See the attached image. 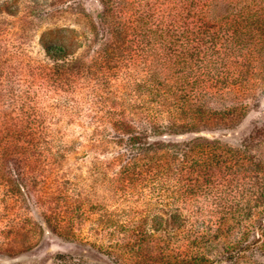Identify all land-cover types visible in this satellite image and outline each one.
I'll return each instance as SVG.
<instances>
[{
  "label": "rangeland",
  "instance_id": "1",
  "mask_svg": "<svg viewBox=\"0 0 264 264\" xmlns=\"http://www.w3.org/2000/svg\"><path fill=\"white\" fill-rule=\"evenodd\" d=\"M123 2L114 11L120 24L122 15L125 20L131 16V8L122 9ZM205 3L195 0L188 7L184 0H159L157 6L175 18L184 7L191 12L187 20L198 23L202 19L194 13L201 6L206 13ZM100 8L97 0H0V264H260L261 24L249 25L235 43L217 40L222 61L205 70L202 90L210 97L202 104L203 119L189 120V130L196 134L162 130L178 142L200 136L206 149L172 153L171 165L164 160L131 165L124 145L115 139L127 135L111 127V120L120 117L129 127L135 122L129 114L145 117L138 114L142 102L137 89L144 67L132 64L156 65L170 79L165 49L138 52L137 38H123L115 44L120 50L116 69L73 71L74 85L65 91L51 82L48 69L55 60L43 49L45 42L74 38L78 44L68 58L91 65L102 44L112 39L97 31ZM211 8V16H226L222 25L243 22L242 16L250 23L264 21V0H232L227 8ZM206 19L213 20L209 13ZM106 24L111 27L109 19ZM217 71L222 80H214ZM101 74L106 76L103 83L97 78ZM129 105L136 108L129 110ZM159 108L155 120L166 125L170 115ZM142 126L148 129L144 122ZM214 153L220 154L218 161ZM175 213L181 219L170 228ZM133 233L142 237L140 243ZM137 244L140 256L131 251Z\"/></svg>",
  "mask_w": 264,
  "mask_h": 264
},
{
  "label": "trees",
  "instance_id": "2",
  "mask_svg": "<svg viewBox=\"0 0 264 264\" xmlns=\"http://www.w3.org/2000/svg\"><path fill=\"white\" fill-rule=\"evenodd\" d=\"M97 1L101 8L96 13L97 21L95 25L98 26L96 27L97 31L102 30V34L112 38L110 44L104 42L99 51L91 58V65H87L85 62L77 60L76 57L74 59L68 58L74 54L75 46L78 44L74 38L65 37L66 39L59 42L43 43V49L46 54L55 60L51 64V69H48L51 82L59 87L60 90L65 91L74 85V77L76 75L73 74V71H80L79 73H81L82 69L86 68V73H88L89 67L90 71H93L96 70V66L116 69L119 65L117 59H115V55L119 56L120 50L115 44L123 38H137L136 49L138 52L154 54L156 47H163L161 49H165L164 55L168 59L170 79H166L165 76L162 77L156 65L153 66L147 63V65L143 66L144 64L141 61L132 64H139L141 69L144 67L143 76L140 78L137 89L138 98L142 102V105L139 106L138 114L142 113L145 117H141L140 115L135 116L133 113L129 114L130 122L135 121L134 125L129 124V127L127 124H123L124 121L120 117L114 118L113 121L111 120V127L117 128V132L127 135L126 137L118 135L115 139L121 145H124V150L129 155L127 159H132L130 160L131 165L137 163L145 165V160H148L150 163L155 161L159 163L161 160H164L165 164L171 165L172 153L186 148L190 151L200 149L199 152L202 153V149H206L204 148L206 142H203L205 143L204 145L200 141V136L178 142L170 140L168 137L171 135L167 132L163 133L162 130L186 129V132L183 133L196 134V131L189 130L193 127L191 121L197 117L198 119H203L201 115L203 112L202 104L210 97V94L202 90V82L206 75L205 70L209 66H212V68L219 66L222 61L218 57V53L221 50L220 48L218 49L217 40L219 38H228L231 44L235 43V39L241 38L240 35L249 31V25L253 23L257 28L262 26L260 32L263 34L264 21L260 20L259 22L258 19L260 18H256V23H250L249 17L242 16L243 22L236 20L235 25L225 23L222 25L220 20L222 21L226 16L221 15L220 12H218L219 17L215 15L214 17L211 16V7L218 5L219 11L221 6L224 8L232 6V0H206L205 4L208 5L207 12L205 13V9L201 6L200 10L194 13L197 18L202 19L198 23L196 20L193 23L187 20L186 16L191 14V12L184 7L178 10V15L176 14L177 18H175L170 15V11L166 12L157 6L159 0H123L122 9L126 12L125 8H131V16L130 20H125V14L122 15L125 23L120 24L121 21L116 22L114 11L117 8V4L120 5L122 0ZM186 2L188 7H190L195 0H184V6ZM208 13L213 19L212 21L206 19ZM107 19H109L111 27L106 24ZM223 27L226 29L224 33L227 36L225 37L221 34L224 30ZM230 29L232 31L228 32ZM129 31H132L133 35L128 36ZM123 47L127 49L128 44H125V46L123 44ZM141 57L143 56L141 55ZM58 60L62 64L57 63ZM102 72H105L104 69ZM220 75L218 71L214 72V80H222L223 78ZM97 78L101 83H103V79L106 81L104 74H101L100 77L97 76ZM235 78L232 77L233 80ZM130 79L131 77L127 75V80ZM133 85L135 86V83ZM150 103L159 104L165 108L166 113L171 118L167 121L166 125L158 124V121L155 120L162 112L159 108L160 106L153 107L151 105V107ZM133 105H129V110L133 111L136 108ZM190 119L191 121H189ZM142 122L146 124L148 129H143ZM227 123H230V118L227 120ZM198 139L199 142L193 144ZM214 147L215 145H210L209 148L210 150H214ZM227 150L230 151L231 149ZM219 155L218 153H214L213 158L215 161H218ZM197 163L200 164L201 161L198 160ZM128 165L126 166L127 168H129ZM177 218L181 219L176 213L170 217L171 221L169 220L168 222L170 228L175 225L174 221ZM134 234L133 236L140 243L142 237ZM165 234L170 236V230L166 231ZM139 245L137 244L138 247L136 249L132 248L131 251L134 255L140 256L141 248L139 249ZM241 249L245 250L244 248ZM226 257L231 260L234 258V255L227 254ZM178 259L187 262L182 257ZM259 263L264 264V261Z\"/></svg>",
  "mask_w": 264,
  "mask_h": 264
}]
</instances>
